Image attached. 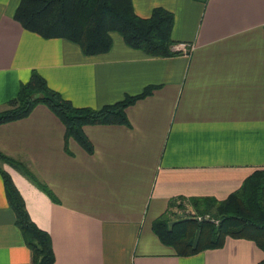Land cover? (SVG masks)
<instances>
[{
  "label": "crops",
  "instance_id": "crops-1",
  "mask_svg": "<svg viewBox=\"0 0 264 264\" xmlns=\"http://www.w3.org/2000/svg\"><path fill=\"white\" fill-rule=\"evenodd\" d=\"M131 1L142 18L155 7L171 12L172 38L192 50L149 57L111 33L107 53L85 56L24 30L13 18L19 0H0V112L32 71L77 107L154 87L125 109L129 125L83 127L91 154L43 104L0 125V152L49 193L6 162L0 169L49 234L53 264H258L264 254L246 239L177 256L152 224L192 210L179 197L223 200L264 168V0ZM30 261L0 175V264Z\"/></svg>",
  "mask_w": 264,
  "mask_h": 264
},
{
  "label": "trees",
  "instance_id": "trees-1",
  "mask_svg": "<svg viewBox=\"0 0 264 264\" xmlns=\"http://www.w3.org/2000/svg\"><path fill=\"white\" fill-rule=\"evenodd\" d=\"M13 18L24 30L44 39L60 38L76 44L85 56L107 53L112 46L111 33H117L126 46L149 57L179 53L173 50L178 44L171 36L173 14L155 7L149 17H139L133 11L131 0H19ZM153 89L147 87L139 94L126 95L122 100L99 109L77 107L49 88L38 72L32 71L28 81L20 84L16 96L8 100L6 109L0 112V125L25 118L37 104H43L64 125L66 137L74 139L91 154L93 147L83 127L129 125L125 109L148 96ZM0 161L18 169L48 192L24 165L2 152ZM0 175L6 200L15 215V224L30 250V264H53L49 234L30 219L8 173L0 169ZM178 200L186 201L192 213L177 218L165 213L152 224L155 235L177 256L220 248L226 238L250 240L264 254V168L254 169L241 186L223 200L210 197H179ZM204 215H210L209 219H196ZM258 264H264V257Z\"/></svg>",
  "mask_w": 264,
  "mask_h": 264
},
{
  "label": "built area",
  "instance_id": "built-area-1",
  "mask_svg": "<svg viewBox=\"0 0 264 264\" xmlns=\"http://www.w3.org/2000/svg\"><path fill=\"white\" fill-rule=\"evenodd\" d=\"M174 50L183 54H188L192 50V45L188 43H179L174 46ZM196 219L198 221H201L203 219H209V216H204V217L199 216Z\"/></svg>",
  "mask_w": 264,
  "mask_h": 264
},
{
  "label": "rangeland",
  "instance_id": "rangeland-1",
  "mask_svg": "<svg viewBox=\"0 0 264 264\" xmlns=\"http://www.w3.org/2000/svg\"><path fill=\"white\" fill-rule=\"evenodd\" d=\"M181 203V202H180ZM182 206H185L182 204ZM188 208L186 207V212L185 210H176V213L174 214V216L172 218H177V217H183V216H186L188 213H192V210H187ZM204 216H209L210 215H204Z\"/></svg>",
  "mask_w": 264,
  "mask_h": 264
}]
</instances>
